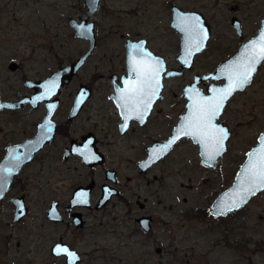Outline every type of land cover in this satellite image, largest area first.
Masks as SVG:
<instances>
[{
    "label": "rangeland",
    "instance_id": "obj_1",
    "mask_svg": "<svg viewBox=\"0 0 264 264\" xmlns=\"http://www.w3.org/2000/svg\"><path fill=\"white\" fill-rule=\"evenodd\" d=\"M172 4L203 13L211 27L206 47L182 74L164 77L163 95L147 120L142 125L132 120L120 133L121 117L109 94L114 90L109 74L126 72L128 37L146 38L167 67L178 66L180 39L170 24ZM233 16L241 21V34L232 24ZM263 16L264 0H100L90 15L84 0H0L2 99L18 96L25 75L44 78L88 48L89 39L76 34L71 18L92 21L96 36L95 49L59 93L58 117L66 121L67 135L44 153L41 210L33 209L19 223L12 222L6 209L0 211V264H66L63 256L50 250L62 234L61 240L80 251L78 264H264V190L238 210L225 215L211 212L212 200L231 184L246 152L264 130V61L251 83L235 92L220 114L230 135L215 167L202 161L199 146L190 137L179 140L148 169L140 171L137 166L146 155L145 146L154 139L165 140L185 111L184 85L195 73L213 70L231 56L256 34ZM11 61L22 68L11 70ZM80 82L89 85L92 93L79 116L68 121V107ZM42 113L40 108L31 118ZM14 119L0 111V140L5 129L20 124ZM87 130L95 134L98 149L104 152L102 166L92 168L76 156L64 159L59 152L52 154L62 149L68 136ZM104 166L117 170L119 194L89 212V233L76 237L63 224L49 222L45 201L66 198L79 181H106ZM99 194L100 188H95L91 199ZM136 199L145 201L143 209ZM140 213L152 215L151 231H143L135 221Z\"/></svg>",
    "mask_w": 264,
    "mask_h": 264
},
{
    "label": "water",
    "instance_id": "obj_2",
    "mask_svg": "<svg viewBox=\"0 0 264 264\" xmlns=\"http://www.w3.org/2000/svg\"><path fill=\"white\" fill-rule=\"evenodd\" d=\"M84 1H85L86 6H87V14L88 15L92 14L94 11H96L99 8L100 0H84ZM171 11H172V17H171L170 24L172 27H174L180 33V50L177 54V59L179 61V65L177 67H169V69L166 70L167 65H166V61H165L164 57L159 55V54L154 53L148 46H146V39L145 38L141 37L139 39H132V38L126 39V43H125V46H126V53H125V55H126V73L121 75V85H119L117 82H115V77L117 75L115 73L111 75V79H112L113 84H114V91L111 93V97L113 98V101L115 102L116 106L118 107V111H119V114L121 116V122L119 123L120 132H124L128 128L131 120H137L139 124H143L146 121L147 116L150 113L154 102L158 98L162 97V95H163V93L161 91H162L163 85H164V83H163L164 77L182 74L184 68H190L191 67L195 54L197 52L202 51L206 47L207 41H208L210 34H211L210 33L211 27H210L209 23L207 22L205 16L203 15V13L199 10H196V9H182L181 7H179L176 4L171 5ZM193 15L196 17H199L200 24L202 25V27L207 32V38L203 41L202 47L200 48L199 51H196L195 49H193L191 51V55L187 57V62H185V55H186L185 33L181 31L180 17L193 16ZM231 20H232V24L235 26L237 32L239 34H241V21L238 18H236L235 16H233ZM70 23L75 28L76 34L79 36L88 38L90 43H89L88 48L86 50H84L75 59H73L72 61H70L64 65H61L56 70L52 71L46 77H44L43 79H41L37 82V85L40 86L41 89L38 92V94L36 95V97L33 98V100L45 101V103L48 106V112L39 124V131H38L37 135L32 138V140H36V145H35V147L32 148L34 150L42 147L46 141H49L53 137V134H54L55 129H56V122L52 118V115L54 113V109L58 105L59 98L56 94H58L60 92V87L63 84L70 82L71 78L81 68V66L85 62L86 58L93 52V50L95 49V46H96V36H95V32H94V28H93L94 25H93L92 21L86 23L85 19H82L81 21H77V20L71 18ZM81 24L91 25L92 28L90 31H84L83 29H81L79 27V25H81ZM262 29H264V16L261 18L260 26H259V29L256 32V34L247 38L244 42L239 44L238 48L236 49V51L231 56H229L228 58L221 61L211 71H208L205 73H195L193 75L192 81L190 83H187L184 85L183 95L187 99V101L185 103V111L180 115L178 121L173 125L170 135L165 140L154 139V140H152V142L150 144L146 145V155L138 161V169L140 171H144V170L148 169L153 163H155L159 159L163 158L173 148V146L179 140H181L184 137H190L195 143L199 144V154H200V157L204 163H206L212 167L216 166L217 159L222 155V153L225 151V149L227 147V139L230 135V130H229L228 125L226 123L222 122L221 120L218 121L220 114L223 112L228 99L236 91L243 90L246 88V86L248 84H250V82L252 81L253 75L257 71V68L260 65V63L256 66V69H255L254 73L252 74V77H251V80L249 81V83H247L242 89H238V90L234 91L224 101L223 107L221 108L219 115L213 121V123L216 126L222 127L227 131V138L224 140L223 149L221 150L220 154L215 157L214 160H208L203 155L202 145L197 141L196 138H194L192 136L183 135L182 133L180 134L179 138L175 139V141L173 143H171L170 146L166 150H164L162 152L160 150L163 149L164 145L168 144L169 141L173 140V137L176 135L177 131L184 125L185 118L189 115V109H190V105L192 104V101L189 99V94L187 93L186 90L193 89L195 92H198L201 96L209 97V96L213 95L212 89H214V88L220 89V88L226 87L228 84V80L224 75L221 74V69L224 68L226 65H228L230 62H232L239 55L243 46L246 45L249 41L255 39ZM133 45L142 46L144 52L147 54H150V56L147 57L148 59H154V60L162 61V71H161L160 78H159L158 92L156 94V97L153 99L150 108H148L146 110L145 114L142 117H138L135 112H130L127 109L121 107V104L123 102L119 99V94H120L119 90L123 89L125 87L124 81L127 79H130V78L131 79L135 78L134 75L131 73V66H130L131 57L133 55H135L137 59L141 58L132 49ZM16 66H17L16 61H11L9 63V67L11 69L15 68ZM206 80H209V83L206 85V87L204 89L200 85V83L203 81H206ZM222 80H224V81L222 82ZM53 84H54V87H53ZM50 88H51V91H49ZM205 91H207V92H205ZM91 92H92V88L90 86H88L86 83L80 84L79 88L76 91L75 97H74L70 117H73L78 113L79 109L82 107L85 100L91 95ZM17 104H19L17 101L16 102L2 101L0 98V105L17 106ZM2 108L3 107H0V109H2ZM125 116L128 117L127 120H125ZM82 138H83V141L80 142L79 145H75L74 142H72L71 147L66 149V154L71 153V152H77L80 155V157L82 158V160L85 161L89 165H93V164H97V163L101 162L103 160V154H102V152H100L97 149V147L95 145L96 138H95L94 134L92 132H89V133L85 134ZM262 141H264V130L259 132V134L257 136V142L246 152L245 159L239 165L231 184L228 185L226 188L220 190L217 193V195L215 196V198L212 200L211 212L214 215H225L231 211L237 210V209L243 207L250 200V198L254 196V195H251L247 199L246 203L242 204L238 208H235V209L228 211L224 214H215L217 206L220 205L221 202L229 200L232 193L236 189V187L238 185V181H239V176L242 173L244 166H246L248 163V159H249L248 154L251 153L254 149L258 148ZM154 151L157 153L158 158L153 157ZM30 154H32V153H30ZM8 163H10V158L6 155L0 161V167H5ZM114 173H115L114 170L107 169L106 170V178L111 179L114 182L115 181ZM93 185H94V181L92 179L86 185H79V186L75 187L72 194H71V197L69 199V205L67 206V208L70 209L75 205H91L90 192H91ZM5 188L6 187L4 186V187H2V189H0V196L3 193ZM260 191H262V190H260ZM260 191H257L256 194ZM117 192H118V190L112 184L107 183V182L103 183L102 184V191H101L100 196L98 197L94 207L96 209L102 208L105 204L108 203V201L110 200V198L113 195L117 194ZM137 202L141 206L143 205V201L138 199ZM56 203H57V201H53L47 209V217L49 219L55 220V221L61 219V216L59 214V210L57 209ZM72 216H73L72 221L75 224H77V225L83 224L84 220L81 216L80 211H74L72 213ZM150 219H151V215H149V214L140 215L139 217H137V221L139 222L140 226L145 231H148L151 227ZM57 247H65L70 252L75 253L76 254L75 260L71 261L67 255V253H59L58 254L55 251V249ZM159 249H160V246H157V250H159ZM50 250H51V253L55 256H63L66 264H78V262L81 260L82 255H81L80 251L77 248L72 247L69 243H67L66 241H63V240L55 241L51 245Z\"/></svg>",
    "mask_w": 264,
    "mask_h": 264
},
{
    "label": "snow or ice",
    "instance_id": "obj_3",
    "mask_svg": "<svg viewBox=\"0 0 264 264\" xmlns=\"http://www.w3.org/2000/svg\"><path fill=\"white\" fill-rule=\"evenodd\" d=\"M180 26L181 31L185 33V62H187V57L191 55L193 49L200 50L203 41L207 38V32L200 24L199 17L194 15L180 17ZM79 27L84 31H90L92 28L91 25L85 24H81ZM132 49L141 58L137 59L135 55L131 57V73L135 78L124 81L125 87L119 90V99L123 102L121 107L130 112H135L138 117H142L146 110L150 108L158 92L162 61L148 59L147 57L150 54L145 53L140 45H133ZM262 61H264V29L260 31L255 39L243 46L239 55L232 62L221 69V74L228 80L226 87L212 89L213 95L209 97L201 96L193 89L186 90L189 99L192 101L189 115L185 118L184 125L177 131L173 140L164 145L160 151L166 150L182 133L196 138L202 145L203 155L208 160H214L223 149L227 131L216 126L213 121L219 115L224 101L234 91L242 89L249 83L256 66ZM49 91H51V88ZM0 107H4V105H0ZM127 118L125 116V120ZM248 155V163L239 176L236 189L229 200L221 202L217 206L215 214H224L238 208L246 203L251 195L264 190V141ZM153 157L158 158L155 151ZM18 163L19 157H14L10 161V166L0 167V189L3 187L4 177L10 175L13 168L18 166ZM55 251L58 254L67 253L71 261L76 258V254L65 247H57Z\"/></svg>",
    "mask_w": 264,
    "mask_h": 264
},
{
    "label": "flooded vegetation",
    "instance_id": "obj_4",
    "mask_svg": "<svg viewBox=\"0 0 264 264\" xmlns=\"http://www.w3.org/2000/svg\"><path fill=\"white\" fill-rule=\"evenodd\" d=\"M146 46H148L147 41H146ZM125 53H126V51H125ZM125 62H126V55H125ZM16 63H17V66L13 69L10 68L11 70H15V69L17 70V69H20V67L22 68L20 63H18V62H16ZM8 67H9V63H8ZM114 73L117 75L115 77V82H117L119 85H121V75L126 73V72H121L119 74L116 72H112L109 74L110 79H111V75ZM41 79H43V78L37 77V76L31 77V76L25 75L23 77V89L24 90L22 89L18 93V96L15 97V99H9V98L2 99L1 98L2 91H1V86H0V98L2 101H13V102L17 101L19 103V104H17V106H4L2 109H0L1 112L7 111V114H9V116H11V115L14 116V118H15L14 120L20 122V124L17 123L15 126H13L10 129H5L3 131L4 138L2 140H0V161L6 155L10 158V161L14 157H19L18 166L13 168L10 175H6L4 177L3 187L5 186L6 188L4 189L3 193L0 196V211H2V209H6L9 213L10 219L14 223L22 222L35 208H38L39 210H41L43 197H42L40 179L42 176L43 165L45 164V162H44L45 154L44 153L47 151L48 148H50L57 141V139L60 136L67 135V129H66L67 125L65 123L66 121H64L58 117V113H59L60 108L62 106V101L60 99V95H59L60 92H59L58 94H56L59 98L58 105L54 109V113L52 115V118L56 122V129H55V132L53 134V137L49 141H46L42 147L37 148L36 150L32 149L36 145V140H32V138L37 135V133L39 131V124L48 112V106L45 103V101L33 100V98L36 97V95L38 94V92L41 89L40 86L37 85V82ZM111 82L113 84L112 79H111ZM81 83H84V82H80L78 85V88H79ZM62 86L60 87V90H61ZM113 87H114V84H113ZM77 89H76V91H77ZM76 91L73 95L72 102H71L70 106L68 107L69 108V110H68L69 111L68 112V121H71L74 118L79 116V114L83 110L85 104L87 103L86 102L87 99L90 97L89 96L85 100L82 107L79 109L78 113L75 116L70 117V113H71V109H72V105H73V101H74ZM113 91H111L109 93L110 96H111V93ZM162 92H163V90H162ZM40 108L43 109L42 115L38 116L37 118H31V115L36 110H38ZM27 114L30 115L29 118H27ZM118 128H119V125H118ZM127 129L124 132H120V130H119V132L125 133L127 131ZM89 132H92V131L91 130H87L85 132L81 131V132H79L78 135L68 136V138H67L68 142L64 141L65 143L63 144L62 149L60 151L55 150V151H53L52 154L59 152L58 154L60 155V157H62L64 159H66L67 157H70V156H76L83 162V164L85 166L92 167V168L102 166V164L105 162V155H104L103 151L98 149V145L96 144L97 138L93 132L92 133L94 134V136L96 138L95 145H96L97 149L100 152H102V154H103V160L101 162H99L97 164L89 165L85 161L82 160V158L80 157V155L77 152H71V153L66 154V149L71 147L72 142H74L75 145H79L80 142L83 141L82 137ZM145 148H146V146H145ZM30 153H32V154H30ZM8 166H10V163H8L5 167H8ZM137 166H138V162H137ZM107 169L114 170V172H115L114 173V177H115L114 182H113V180L106 178V170ZM103 172H104V177H105L106 181H100L99 182V181H96L94 178H91L89 180V181H91L93 179V181H94V185H93L91 192H90L91 205H75L70 209L67 208V206L69 205V199L71 197V194H72L74 188L79 186V185H86L89 181H87V182L79 181L75 184H72V189L70 190V193L68 194V196L66 198L52 197V198L46 200L45 201L46 202L45 216L48 219V221L53 223V224H57V225L63 224L64 229L70 230V233L76 237L79 235H82L83 237H85V235L87 233H89V226H88V214H89V212L99 210V209H96L94 207V205H95L98 197L100 196V194L97 197V199L94 201L91 199L92 191L95 188L99 187L100 193H101L102 184L107 182V183H110L113 186H115L116 189L118 190L117 194H115L113 196H116L119 194V188L117 187V183H116L117 182V177H116L117 170L115 168H112V167L104 166ZM137 200L138 199L135 200L136 203L139 205L140 208L143 209L145 206V201H143V205L141 206L137 202ZM53 201H57L56 206H57V209L59 210V214L61 216V219L57 220V221L51 220L47 217V209ZM74 211H80L81 212V216L84 220L83 224L77 225L72 221V217H73L72 213ZM145 214H148V213H140V215H145ZM140 215L134 216L135 221H137V217H139ZM151 221H152V215H151L150 223H151ZM137 223L139 224L138 221H137ZM139 227H141L140 224H139ZM141 229L143 231H145L142 227H141ZM151 230H152V224H151L150 229L148 231H145V232H149ZM130 235H132V233ZM62 236H63V234L60 235V240H61ZM55 241H57V240H55ZM17 243H18V241H17ZM161 250H162L161 247L159 250H157V247H156L157 252H160Z\"/></svg>",
    "mask_w": 264,
    "mask_h": 264
}]
</instances>
